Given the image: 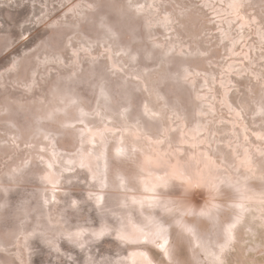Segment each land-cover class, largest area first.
<instances>
[{
    "label": "rangeland",
    "instance_id": "374dc122",
    "mask_svg": "<svg viewBox=\"0 0 264 264\" xmlns=\"http://www.w3.org/2000/svg\"><path fill=\"white\" fill-rule=\"evenodd\" d=\"M0 264H264V0H0Z\"/></svg>",
    "mask_w": 264,
    "mask_h": 264
},
{
    "label": "crops",
    "instance_id": "0c3cea01",
    "mask_svg": "<svg viewBox=\"0 0 264 264\" xmlns=\"http://www.w3.org/2000/svg\"><path fill=\"white\" fill-rule=\"evenodd\" d=\"M164 240V252L161 251L159 248H158V245H160L161 243H157L156 245V248L163 254V256H167L169 257V241H170V237L167 236L166 238L163 239Z\"/></svg>",
    "mask_w": 264,
    "mask_h": 264
},
{
    "label": "bare ground",
    "instance_id": "6f19581e",
    "mask_svg": "<svg viewBox=\"0 0 264 264\" xmlns=\"http://www.w3.org/2000/svg\"><path fill=\"white\" fill-rule=\"evenodd\" d=\"M161 248H163V246Z\"/></svg>",
    "mask_w": 264,
    "mask_h": 264
}]
</instances>
